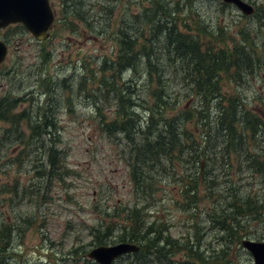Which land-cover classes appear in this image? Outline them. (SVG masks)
<instances>
[{"label": "rangeland", "instance_id": "obj_1", "mask_svg": "<svg viewBox=\"0 0 264 264\" xmlns=\"http://www.w3.org/2000/svg\"><path fill=\"white\" fill-rule=\"evenodd\" d=\"M51 1L57 15L49 38L38 40L20 25L8 26L1 33L9 51L0 65V101L15 102L12 108L19 114L16 118L20 126L16 129L9 120L0 118V228L7 226L0 264H49L51 260L55 263L56 259L47 256L55 254L63 256L60 264H96L87 256L94 248L91 230L109 233L108 245L116 243L120 241V225L127 219L128 210L144 205L148 207L142 214L149 216L150 222L156 220V226L163 229L172 243L164 246V239L156 240L158 247H154L153 240H147L158 234L143 237L141 255L123 256L113 264H253V256L243 247L242 240L264 241V218L247 214L224 221L225 205L218 202L225 200V189L231 183L238 199L258 195L254 199L258 203L244 209L263 204L260 201H264V175L248 165L249 153L264 160V139L250 140L248 153L241 157H222L221 150H227L220 143L222 139L208 145L201 128L189 123L190 137L196 143L190 146L193 150H188L181 160L166 156L165 165L176 174L162 176L158 184L163 189L159 187L149 199L141 198L134 190L132 169L123 159L126 155L131 160L130 144L119 140L120 136L116 138V133L111 137L103 134L100 118L89 110L93 91L98 90L102 77L110 81L112 93V97L110 94L103 99L104 106L112 103L111 113L116 111L114 102L119 98L113 82L123 86L120 77L133 74V70L127 71L118 64L119 54L124 51V35L129 40L137 37L130 44L133 57L139 61L140 84L147 93L155 90L158 77L163 76L156 66L154 51H143L142 47L148 46L147 37L154 30L150 20L160 15L182 33L203 34L206 39L217 35L239 40V32L245 27L258 32L256 42L260 44L258 54L263 63L249 72L253 82L243 83V95L251 98L256 91L264 95V0H247L258 12L250 17H244L235 6H225L223 0ZM217 27L224 29L223 36ZM159 36L166 43L165 34ZM138 84L139 77L136 87ZM48 87L51 92L44 89ZM233 87L235 83L225 82L224 90L232 93ZM177 88L169 86L167 90ZM103 89L106 90L105 86ZM262 99L254 101L253 111L258 115L264 113ZM45 117L52 122L45 125L47 131L40 129L32 136L30 126H43ZM48 132L53 134L56 148L62 150L63 164L73 171L66 183L50 179L43 171L44 165L36 168L38 159L47 163L46 149L51 145ZM35 137L44 139V143ZM215 146L219 153L214 155ZM205 155L211 168L212 156L220 157L215 181L209 177V168L201 164ZM157 170L153 169L151 174L155 175ZM190 173L193 176L188 180ZM211 181L219 185L210 188ZM183 205L187 211L182 209ZM29 216L32 222L27 220ZM6 228H12L13 233L5 232ZM233 233L234 237L229 236ZM169 248L171 253L164 258L163 252ZM195 252L201 255L200 261Z\"/></svg>", "mask_w": 264, "mask_h": 264}, {"label": "trees", "instance_id": "obj_2", "mask_svg": "<svg viewBox=\"0 0 264 264\" xmlns=\"http://www.w3.org/2000/svg\"><path fill=\"white\" fill-rule=\"evenodd\" d=\"M150 21L154 30L147 37L148 46L142 47V50L148 48L154 51L153 55L157 60L156 66H159L163 76V78L158 77L155 90L152 89L150 93H147V89L140 84L139 65H137L139 61L133 57L134 49L133 45L130 44V42L134 44L137 37H131V40H129L124 35L122 38L124 51L119 54L118 64L127 71L133 70V74L129 77L126 75L127 79L123 76L122 79H125L123 80V86H119L117 81L113 82L117 87L116 93L119 98L115 99L114 102L116 111L111 113L112 103H107L106 106L103 103L104 98L110 94L112 97L110 81L107 79L104 81L101 77L98 90L93 91V110L97 112L96 115L101 119L103 133L109 137H111V134L116 133V138L120 136L119 140L124 139L130 144L134 190L139 197H148V199L161 187L158 183L161 181L162 176L171 173L176 174V171L169 170L165 165L167 162L165 160L166 156L167 158L171 157L174 161L181 160L188 150L189 152L193 150L190 146L196 143L190 137L189 123L201 128V134L205 138L204 142L208 145L212 143L214 145L222 139L220 143L227 146L226 151L221 150L222 157L226 155L229 158L231 154L241 157L244 153H248V142L250 140L256 141L258 138L263 142L264 139V113L258 115L253 111V106H256L254 101L259 98L262 99L257 94L262 95L263 92L258 93L256 91L254 94L257 97L254 95L251 98L243 95L246 86L243 83L250 82L252 84L253 82L250 79L249 72L257 66L262 67L261 63H263V59L258 54L260 44L256 42L258 32H253L245 27L239 32L241 36L239 40H235L233 37L226 39L223 36L224 29L217 27L223 38L210 35L209 39H206L203 34L200 36L185 34L179 31L174 24L171 25L172 27L169 26V21L165 20L162 15ZM161 33L165 34L166 45L162 44L164 40L159 39ZM225 42H229L230 45L224 47ZM155 49L158 51H155ZM164 50L171 52L173 56L167 55ZM262 52L264 54V50ZM124 55L125 57H121ZM107 64L108 62L105 61L104 65ZM151 74H154V71ZM138 77L139 84L136 87ZM225 82L235 83L236 87H233L234 91L232 93L224 90ZM104 86L106 90L103 89ZM169 86H177L178 88L174 91H168ZM44 89L51 92L50 87ZM126 93L129 95H126ZM151 99L153 100L152 104H150ZM4 102L8 104L5 105ZM262 102L264 104V99H262ZM14 104L15 102L9 100H1L0 118L9 120L16 125L15 128L17 129L20 126L16 118L19 114L14 113L12 108ZM181 104H184V106L178 109ZM49 105L53 106L51 103ZM51 108L55 110V113L59 112L56 108ZM47 118L45 117L46 121H44L43 126L40 123L30 126L32 132H34L32 136H35L36 131L40 129L47 131L45 125L52 123L51 121L48 122ZM48 128L50 129L48 131H52V127ZM47 134L50 136L51 141L50 147L46 149L47 163L43 164L44 161L38 159L36 168L44 165L46 169H43V171L47 173L50 179L55 178L66 183V177L72 174L73 171L68 169L66 163L63 164L61 159L62 150L54 145L53 134L50 132ZM34 139L44 143V139L40 140L36 137ZM246 142L247 145H244ZM212 151L214 155L219 153L216 146ZM214 155L211 163L213 168L208 166V156L206 155L201 164L209 168V177L215 181L214 171L219 165L220 157L215 158ZM249 157L251 162L248 167L254 168L255 171L264 175V160L250 153ZM155 168H158L157 173L152 175L151 172ZM192 176L191 173L188 174V180ZM214 181H211L210 188L219 185V182L215 183ZM224 182L230 183L229 180H224ZM229 193H231L230 197ZM225 194V200L218 202V204L225 205L222 210V212H226L224 221L231 218L236 220V216L244 217L247 214H254L256 218H264V213L261 212L264 210V201H260L263 204L259 206L254 205V208L244 209V207L258 203L257 200H254L258 195L253 199L251 197L238 199L237 191L231 183L230 187L225 189ZM41 202H46V200ZM147 207V205L137 206L128 210L127 219L120 225L122 227L119 235L120 241L140 243L143 237L158 234L157 237L149 238L147 241L153 240L154 247H158L156 240L164 239V246L170 245L172 241L167 237L168 235L164 236L163 229L156 226V220L150 222L148 220L149 216L142 214V211L145 212ZM27 220L32 222L33 219L29 216ZM113 224L114 222L110 226ZM222 228L229 231V228ZM6 231L11 232V228H6ZM90 233L93 234L91 244H94V246L108 244L109 233H100V230L94 232L91 230ZM235 235V233L229 234L231 237ZM3 239L5 240V236ZM111 240L113 241V236H111ZM1 243L0 240V249H2ZM143 248L144 246H142V250ZM142 250L135 255H141ZM189 250L192 251L191 248ZM170 253V248L163 252L164 258L168 257ZM195 254L200 261L202 259L201 255L198 252H195Z\"/></svg>", "mask_w": 264, "mask_h": 264}, {"label": "water", "instance_id": "obj_3", "mask_svg": "<svg viewBox=\"0 0 264 264\" xmlns=\"http://www.w3.org/2000/svg\"><path fill=\"white\" fill-rule=\"evenodd\" d=\"M235 4L244 14L255 12L252 4L245 0H224ZM54 21V15L49 0H0V29L11 23H22L25 28L39 40L49 36V28ZM8 52L6 42L0 39V64ZM243 246L253 255L254 264H264V241L244 239ZM139 246L132 243H119L112 246H97L88 256L99 264H112L121 254L137 251Z\"/></svg>", "mask_w": 264, "mask_h": 264}, {"label": "flooded vegetation", "instance_id": "obj_4", "mask_svg": "<svg viewBox=\"0 0 264 264\" xmlns=\"http://www.w3.org/2000/svg\"><path fill=\"white\" fill-rule=\"evenodd\" d=\"M11 225H12V223H11ZM14 225H16V224L13 223L12 226H14ZM4 228H5V226L2 227V228H0V240H1V242H2V240H3V238H4V231H3ZM15 229H17L16 226H15ZM11 232L13 233L12 228H11ZM62 258H63V256H59V255H57V256H56V262H55V263H56V264H60V263H58L59 261H64ZM51 262H52L53 264H55V263H54V260H51L50 263H51Z\"/></svg>", "mask_w": 264, "mask_h": 264}]
</instances>
